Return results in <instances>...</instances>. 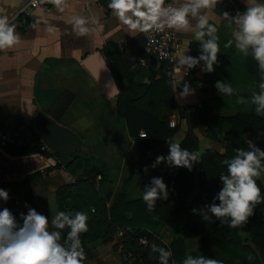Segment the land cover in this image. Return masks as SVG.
<instances>
[{"label": "crops", "instance_id": "1", "mask_svg": "<svg viewBox=\"0 0 264 264\" xmlns=\"http://www.w3.org/2000/svg\"><path fill=\"white\" fill-rule=\"evenodd\" d=\"M28 1L0 0V15L7 16L16 25L15 31L19 35L14 45L0 49V130H19L31 139L28 131L34 130L37 112L43 110L60 124L76 131L83 138L84 144L86 139L97 138L95 145L89 143L85 149L109 169V178L98 184L100 195L108 198L112 193L123 190L125 179L137 166L138 170L142 169L143 155L125 119L117 116L116 96H109L101 88L83 59L101 50L112 71L113 66H123L134 73L138 83H149L152 73L161 64H156L154 68L137 66L144 45V32L130 30L114 15L107 0H56L48 7L35 8L32 17H25L20 10ZM246 6L245 0H216L214 4L210 0L204 11L210 23L220 26L223 34L233 39L235 24H230L223 13L229 11L234 15L237 10H245ZM74 16H84L93 30L77 34L72 25ZM176 32L183 44L178 53L187 51L197 55L191 51L195 41L192 33L177 29ZM203 63L200 61L188 69L186 74L181 71L172 75L177 85L183 79L178 88L174 87L177 106L169 119L179 123L180 129L173 140L181 142L187 132L192 130L200 139L201 149L211 147L225 152L224 140L212 137L207 125L198 124L197 117L186 112L190 104L202 98L217 96V90L210 85L209 72L201 70ZM160 76L158 72L157 77ZM185 80L190 82L195 92L182 97L179 91ZM124 82L128 84L127 79ZM63 106L66 108L62 111ZM217 111L225 115L236 112L235 108L223 106H219ZM248 138L254 141L253 136ZM43 144L41 140L37 147L41 149ZM25 145L20 148L0 145V163L5 160L1 148L13 154H21L27 153L22 148ZM73 152H63L60 161L64 162ZM48 159L52 166L57 162L54 156ZM52 166L23 182L6 179L0 168V175L4 178L0 181V187L9 191V199L0 200V208L9 207L21 220L20 213H26L29 207H35L49 217L55 215L58 211L57 190L67 177L73 176L65 170L64 164L61 167ZM260 178L264 183L263 174ZM134 189L142 196L138 186ZM215 219L211 214L205 218L207 229ZM156 234L167 243L182 236L176 233L174 223L169 219L163 221ZM194 240L196 242L198 237L191 238V241ZM117 242L115 239L88 245L85 248V264H130L122 247L116 246Z\"/></svg>", "mask_w": 264, "mask_h": 264}, {"label": "trees", "instance_id": "2", "mask_svg": "<svg viewBox=\"0 0 264 264\" xmlns=\"http://www.w3.org/2000/svg\"><path fill=\"white\" fill-rule=\"evenodd\" d=\"M216 26L220 37V52L217 54L219 62L209 75L210 85L218 93L216 97L200 100L201 107L196 111V117L198 124L209 127L212 137L224 140L225 152L211 147L201 149L198 135L189 130L180 143L182 147L200 153V160L194 163L193 168L189 170L185 166L169 165L166 161L152 167L157 155L168 153V140H173L180 129L179 123L175 126L169 123L177 104L173 68L167 62L158 63L161 65L152 73L149 83L136 82L134 73L123 66L112 67L120 89L114 98L117 116L125 119L131 136L142 150L143 158L142 169L138 170L137 166L125 179L123 190L112 193L108 198L100 195L98 190V184L109 178V169L102 161L86 152L78 154L77 150L61 162L63 152L38 148L40 136L33 129L28 131L31 139L22 147L23 151L40 150L48 157L54 156L57 162L52 167L64 164L65 170L73 176L67 177L57 190L58 211H87L88 206L95 207L96 211L88 214V231L81 234L85 248L97 241L116 239V246L122 247L130 264H160L158 253L151 249V244L155 242L172 250L170 264L173 259L176 264H181L188 252L212 256L223 260L225 264H264V200L256 205L246 222L235 227L220 223L216 218L207 229L202 213L191 211L193 207L200 209L213 202L214 195L221 187L219 174L227 172V166L222 161L233 156L237 147L246 148L249 136H253L254 142L264 147V115L255 113V105L251 101L252 91H259L258 82L264 76L250 52L244 55L235 48L234 43L225 47L229 38L223 34L220 26ZM191 51L199 54V41H194ZM158 72L161 73L160 77H157ZM124 79H127L128 84ZM218 79L230 83L233 93H220L215 87ZM66 106L62 107V111ZM219 106L235 108L236 112L221 114L217 111ZM141 131H145L146 135L140 136ZM152 176L164 178L169 196L165 200L158 199L155 207L149 210L134 188L138 186L143 193L145 184L150 183ZM257 183L264 195V183L260 177ZM111 197L114 198L108 203ZM167 219L174 223L176 233L182 234L171 243L156 234ZM141 237L147 238V244L140 241ZM193 237H198L196 248L190 247Z\"/></svg>", "mask_w": 264, "mask_h": 264}, {"label": "clouds", "instance_id": "3", "mask_svg": "<svg viewBox=\"0 0 264 264\" xmlns=\"http://www.w3.org/2000/svg\"><path fill=\"white\" fill-rule=\"evenodd\" d=\"M114 15L130 30L145 31L149 28L161 30L164 27L190 31L193 39L199 41V54L192 55L187 51L177 53L173 73H180L203 61L202 71L211 72L218 61L220 52L217 26L209 22L204 11L210 0H107ZM216 0H211L214 4ZM246 8L230 14L224 11L230 24L234 23L233 39H229L225 47L235 44V48L244 55L251 53L257 61L264 76V0H245ZM193 21L195 23L193 24ZM73 29L77 34L92 31L84 16L72 18ZM16 25L9 18L0 15V49L11 47L19 35ZM51 30V29H50ZM185 76V75H184ZM183 80V79H182ZM181 80V81H182ZM180 81V82H181ZM173 80V86L178 88ZM215 87L220 93L232 94V85L223 79L215 81ZM259 91H252L251 101L255 105V113L264 115V79L258 82ZM195 89L189 81H184L179 91L180 96L194 93ZM247 147H237L235 154L225 158L222 163L227 166V172L219 174L221 187L213 197V202L203 208L193 207L191 211L209 214L216 217L220 223L235 227L253 214L256 205L264 200L262 189L257 179L264 171V147L252 139L247 140ZM169 151L157 155L152 162L156 167L161 161L169 165L185 166L189 170L200 153L182 147L176 140H168ZM147 167V166H145ZM168 185L162 176H152L150 183L145 184L142 198L147 208L152 210L158 199H167ZM9 191L0 187V200L7 201ZM218 201V202H216ZM18 219L13 211L5 206L0 208V264H85L86 252L81 234L88 231V214L81 210H59L50 217L35 207H29L26 213L21 212ZM152 252L158 253L160 264H170L172 250L153 242ZM171 264H176L173 259ZM181 264H225L223 260L212 256L188 252Z\"/></svg>", "mask_w": 264, "mask_h": 264}, {"label": "water", "instance_id": "4", "mask_svg": "<svg viewBox=\"0 0 264 264\" xmlns=\"http://www.w3.org/2000/svg\"><path fill=\"white\" fill-rule=\"evenodd\" d=\"M145 43L146 36L144 34V45ZM83 63L109 96L119 94L120 89L111 66L101 50H96L86 56ZM193 114L196 117L197 112H193ZM34 130L41 140L55 151L73 152L82 149L84 146L83 138L76 131L60 124L43 110L37 112ZM1 151L5 155L4 162L0 163L1 172L6 179L11 181L23 182L30 175L52 166L51 160L41 151L21 154H13L5 148H1Z\"/></svg>", "mask_w": 264, "mask_h": 264}, {"label": "built area", "instance_id": "5", "mask_svg": "<svg viewBox=\"0 0 264 264\" xmlns=\"http://www.w3.org/2000/svg\"><path fill=\"white\" fill-rule=\"evenodd\" d=\"M56 0H29L24 4L20 10V13L25 17H32L34 9L38 7H48L51 3ZM228 2H233L234 0H227ZM170 2V1H169ZM146 36V43L142 52L138 57L137 66L139 68H150L152 64H158L160 62H167L175 67L176 54L178 50L182 47V41L177 35L175 28L164 27L161 30H156L154 28H149L143 31ZM181 71H184L181 69ZM188 73V71L186 72ZM201 107V101H197L190 104L186 108V112L193 113ZM171 126L176 125L175 120L169 121ZM146 132L141 131L140 136H145ZM30 142V138L24 136L19 130L15 129H2L0 130V145L3 147H14L20 148L22 145ZM41 149L53 150L45 143L42 145ZM4 178L0 175V181ZM95 207H91V212H94ZM86 212V211H85ZM88 214V213H87ZM119 234H122L121 232ZM140 241L147 244V238L141 237Z\"/></svg>", "mask_w": 264, "mask_h": 264}, {"label": "rangeland", "instance_id": "6", "mask_svg": "<svg viewBox=\"0 0 264 264\" xmlns=\"http://www.w3.org/2000/svg\"><path fill=\"white\" fill-rule=\"evenodd\" d=\"M97 138H92V140H89V139H86L85 140V144H84V146L82 147V149H80V150H78L77 151V153L78 154H83L84 152H86V153H88V154H90V155H92L91 154V152H88L85 148H86V146L89 144V143H91V144H96L97 143ZM95 157V156H94ZM96 159H98L97 157H95ZM99 160V159H98ZM7 184H10V183H7ZM89 207V208H88ZM87 208H88V210L86 211L88 214H91L92 212H91V208H90V206H88ZM196 240V239H195ZM195 240H194V242L192 241V243H190V247L191 248H196V242H195Z\"/></svg>", "mask_w": 264, "mask_h": 264}]
</instances>
